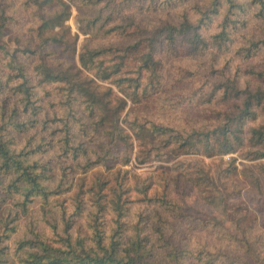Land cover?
Wrapping results in <instances>:
<instances>
[{"label": "trees", "instance_id": "16d2710c", "mask_svg": "<svg viewBox=\"0 0 264 264\" xmlns=\"http://www.w3.org/2000/svg\"><path fill=\"white\" fill-rule=\"evenodd\" d=\"M71 7L74 34L65 24ZM176 7V21L150 24L136 14ZM252 19L264 20V0H0V92L18 96L21 112L33 117L18 122L17 107L8 114V97L0 102V264H248L260 224L243 186L264 198V31L246 34ZM112 37L119 41L90 45ZM227 54L241 64L230 74L227 61L214 66ZM206 55L194 62L200 69L186 64ZM31 123L57 135V156L78 169H118L112 182L80 178L71 212L59 210L60 233L30 230L11 248L18 226L12 207L26 212L28 203L63 193L61 183L50 184L49 160L33 158L43 151L31 142L35 135L18 149L6 138L12 128L25 135ZM196 155L211 159L215 174L199 167L202 175L191 181L219 192L223 218L195 215L188 223L224 247L188 249L180 228L190 212L181 202L141 187L137 201L153 208L134 213L122 186L121 167L156 163L178 170L171 182L180 189L185 174L175 162ZM238 158L252 165L238 169Z\"/></svg>", "mask_w": 264, "mask_h": 264}, {"label": "rangeland", "instance_id": "374dc122", "mask_svg": "<svg viewBox=\"0 0 264 264\" xmlns=\"http://www.w3.org/2000/svg\"><path fill=\"white\" fill-rule=\"evenodd\" d=\"M201 2L202 0H197ZM19 12H21L19 10ZM179 12V7H176L171 10H157L151 14H137V17L141 19L142 22L146 21L150 24L156 23L158 19L167 16L170 20L176 21L177 13ZM77 12L75 11L74 7H71V17L65 23L70 28L71 34L77 33V27L75 24L74 17L76 16ZM263 29L264 31V20H254L250 21L246 28L244 29L245 33L254 32L256 35L259 34V30ZM57 29H55L56 31ZM84 36L80 35L78 39V46L81 44ZM119 40L117 38H108L105 40H97L90 42V45H108V44H115ZM8 48L12 50L16 48L13 42H7ZM209 59V56H202V57H194L191 60H187V65L194 66L196 65L199 69V64H195L194 62L205 63ZM227 72L230 74L233 71V68L236 66H240V62L238 59L232 57L231 54L224 55L223 57L216 58L214 62V66L216 68L221 67L225 62ZM73 62L77 65V59L74 58ZM40 94V93H38ZM8 97L7 103L5 107H7L8 114L12 113L11 110L16 108V115L15 119L18 122H28L32 120V116L27 113H22L20 104L17 101L18 96H14L10 93H1L0 92V102L5 98ZM4 107V108H5ZM51 108L48 109L49 115H52ZM7 114V117H8ZM6 117V118H7ZM42 115H39L38 118H41ZM173 117H177L176 114L171 116L170 118L164 117V119L169 120ZM32 127L27 129V132L23 136H18L16 131L12 128L9 129L6 135V138H11L13 142V148H21L25 144V138L30 136H34L31 142H35L36 144L42 145V152L37 153L33 158L40 159L41 161L49 160V166L51 167L50 171L52 174V179L50 184L52 186H58L61 183L59 190L63 191V193L57 197L48 199V202L45 204L41 202V200L36 199L32 203H28L26 208V212H23L20 207H12V213L14 214L17 212V233L13 234L10 239V247H14V242L23 236V234L29 237V231L35 230L45 234L47 237H53L54 232L60 233L62 230V222L60 220L59 210L62 206H65L66 212L70 213V195L74 191V187L79 182L81 177H85L86 185H88L91 181L96 178L100 180H109L110 182L113 181V173L116 172L118 167L110 171H103L101 167H94L90 170L83 171L78 169L75 165H73V161L70 158H65L64 156L58 157L57 154L59 153L58 148L56 147V138L57 135L51 136L47 131L42 132L40 126L35 123H31ZM1 125V123H0ZM59 136V135H58ZM42 138V139H41ZM41 139V140H40ZM30 146V145H29ZM230 157H236L235 154L230 155ZM223 160L225 159L223 156ZM176 164H183L181 171L185 174V178H181V183H179V188L174 190L173 177L176 175L178 170H165L164 168H158L156 163L143 165L141 167H137L134 163L126 166L121 167L122 172H126L124 176L125 179L122 181L123 188L128 189V193L126 196L130 200H134V204L132 205L134 213L142 212L143 215L150 213L153 207H146L143 203L138 202V198L141 197L139 194V188L141 187H148V194L152 193V190H156L160 192L162 190H166L169 197L176 198L179 202L183 204L190 212L189 219L186 220V225L181 226L180 230L183 231L185 236L184 243L187 244L188 249H193L199 246H206L209 245V248L212 247H219L218 244L220 243L216 237L211 234L207 233L206 231L199 230L200 228L193 227V223H188L192 220L193 216H203L212 214L214 217L221 219L223 206L220 201V194L218 191L214 189L210 184L204 183L203 179L198 181L199 185L196 186L193 183L191 178H198L201 176V171L198 170L199 167H203L204 170L210 172L214 175V164L211 159H207L201 155L196 156H181L175 162ZM189 164V167H187ZM245 164L247 166L252 165L251 162L243 161L240 158L236 160V165L238 169H240L241 165ZM169 165V164H168ZM121 172V176H122ZM63 174H65L63 176ZM102 174V175H98ZM240 180V179H239ZM186 185L184 186L183 184ZM242 184V183H241ZM174 188V189H173ZM249 187L243 186L242 194L244 201L248 204L251 209L253 208L256 211L258 216V221L260 226L256 228L254 231L253 236L255 237V241L251 244V255L248 258V264H264V198L256 196V194L250 193L248 191ZM69 189V191H67ZM204 190V193H203ZM140 196V197H139ZM208 200V201H207ZM210 201V203H209ZM81 219L80 221H82ZM262 222V224H261ZM252 241V240H251ZM225 243H220V247H224ZM227 251L234 252L235 255L243 256L241 250H236L232 246H227Z\"/></svg>", "mask_w": 264, "mask_h": 264}, {"label": "built area", "instance_id": "2783aa9c", "mask_svg": "<svg viewBox=\"0 0 264 264\" xmlns=\"http://www.w3.org/2000/svg\"><path fill=\"white\" fill-rule=\"evenodd\" d=\"M230 155H226L224 156L225 159H229Z\"/></svg>", "mask_w": 264, "mask_h": 264}]
</instances>
